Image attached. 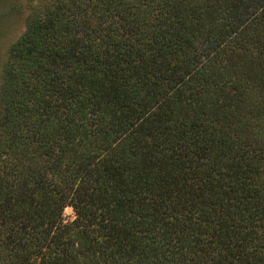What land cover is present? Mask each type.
I'll use <instances>...</instances> for the list:
<instances>
[{"label": "trees", "instance_id": "obj_1", "mask_svg": "<svg viewBox=\"0 0 264 264\" xmlns=\"http://www.w3.org/2000/svg\"><path fill=\"white\" fill-rule=\"evenodd\" d=\"M0 264H264V0L33 12L1 74Z\"/></svg>", "mask_w": 264, "mask_h": 264}, {"label": "rangeland", "instance_id": "obj_2", "mask_svg": "<svg viewBox=\"0 0 264 264\" xmlns=\"http://www.w3.org/2000/svg\"><path fill=\"white\" fill-rule=\"evenodd\" d=\"M51 0H0V85L7 51L26 30L27 19ZM66 220L75 217L72 208L65 210Z\"/></svg>", "mask_w": 264, "mask_h": 264}]
</instances>
